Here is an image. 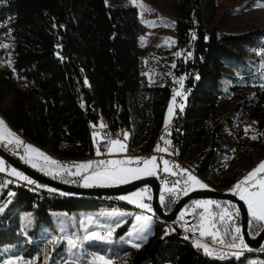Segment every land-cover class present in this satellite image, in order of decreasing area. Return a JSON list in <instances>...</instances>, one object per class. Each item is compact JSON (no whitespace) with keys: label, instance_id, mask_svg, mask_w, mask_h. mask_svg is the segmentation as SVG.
<instances>
[{"label":"trees","instance_id":"16d2710c","mask_svg":"<svg viewBox=\"0 0 264 264\" xmlns=\"http://www.w3.org/2000/svg\"><path fill=\"white\" fill-rule=\"evenodd\" d=\"M172 6L176 15L174 45L156 53L167 55L175 65L174 75H183L187 93L183 108L177 109L171 122L168 139L180 161L194 174L204 176L207 184L215 185L212 178L216 169H223L216 164L224 146L240 152L250 148L244 167H251L255 158L264 155V83L258 72L264 57V28L219 33L209 20L214 0H172ZM0 39L7 40L9 47V67L0 69V119L23 139L44 148L49 156L56 153L62 157L55 159L58 162H70L86 152L92 154L93 137L88 128L103 117L107 125L129 130V145L146 140L153 146L168 102L169 81L150 86L140 81L134 6L111 5L105 0H3ZM180 48L191 56L177 57ZM229 92L231 107L224 112ZM244 117L252 119L260 132L245 147L244 139L238 140L239 133L225 132L235 119ZM241 171L235 167L227 181H233ZM50 177L69 183L56 174ZM12 189L8 199L0 187V252L10 246L15 248L12 253H19L17 246L25 242L19 243V211L30 212L34 223L48 225V213L53 210L69 213L125 207L120 196L103 200L55 190L40 197L37 183L22 182ZM163 197L162 208L168 212L174 200L171 194ZM215 202L212 206L216 209L228 205ZM152 220L154 236L139 249L124 246L118 250L119 254L130 253L120 264H244L248 257L264 259V252L243 249L237 258L233 252L210 246L220 255H208L195 246L190 235L183 236L179 230L161 234L163 223ZM232 221L237 222V216ZM232 221L220 222L214 216L219 237L225 240L221 246L231 240ZM262 225L249 215L251 236ZM125 230L122 225L115 233ZM22 246V257L36 252L30 243ZM4 255L0 254V259Z\"/></svg>","mask_w":264,"mask_h":264},{"label":"rangeland","instance_id":"374dc122","mask_svg":"<svg viewBox=\"0 0 264 264\" xmlns=\"http://www.w3.org/2000/svg\"><path fill=\"white\" fill-rule=\"evenodd\" d=\"M108 4H123L130 5L136 8L137 12V40L140 48L141 56V70H140V81L144 82L146 86L150 85H163L165 81L172 79L176 85L183 83L181 77L183 75H174L173 73V63L169 60L167 55L157 54L156 51L159 48H171L175 42V33L173 30V24L168 22H174L176 15L173 10L172 0H107ZM264 4V0H214V6L211 13H209V20L211 25H215L219 33H235L244 30H252L254 28H264V7L258 5ZM141 5L146 6L142 8ZM150 9V10H148ZM144 21H155V25L145 23ZM141 37H144L141 40ZM171 39H167V38ZM0 69L9 67V47L8 41L0 39ZM7 45V47H4ZM180 55H176L181 59H186L189 52L183 50L182 48L177 49L176 52ZM2 64V65H1ZM258 72L260 80L264 83V57L258 65ZM179 91V87H178ZM228 99L223 102L224 112H226L231 107V93H228ZM176 104V105H175ZM171 105L172 111L169 112V107ZM183 105V100L173 101L169 99L163 112V120L161 130L168 132L171 126V121L173 119L174 107ZM6 126V127H5ZM250 126V128H249ZM249 130L245 132V129ZM227 135H232L234 133H239V139H244V147L248 144L253 136H259V130L256 128L254 121L248 117L237 118L234 121L233 126L225 128ZM9 133H14L15 136ZM126 137V133H124ZM16 137L19 138L23 143L17 145ZM111 140H119L126 146L125 140H120L117 138H110L106 133L98 135L92 138V157L85 158L81 155L80 159H74L70 162L63 161L58 164H51V162L45 161L43 157H40L38 153H34L26 148V145H32L34 148L39 149L44 152V148H39L34 146L32 143L23 139L16 131L9 128L6 124L0 126V145L3 146L9 153L14 154L17 157L18 148H23L25 151V157L23 162L29 167L42 171L46 176H52L56 174L62 177V179H69V183L73 185L82 187H93V186H114L119 184H124L116 180H102L93 177V172L103 171L104 165L93 164L88 169H80L78 175H73L78 170L75 164L81 162H86L88 160L93 161H109V160H127L129 157L140 156L143 158L156 157V160L148 165V168L152 170L153 174L148 175L146 173H139L138 178L152 176L155 177L161 185L162 190L167 191L169 188L175 186L174 192H168L165 195L171 194L174 203L177 199L183 196L185 193L181 189L185 188V181L188 179V172L191 175L197 177L204 184V176L194 174L190 167H188L184 161H175L176 150L170 143L169 139H156L153 146H148L146 143L142 146L135 148L131 154H128V147L126 151H118L119 145H111ZM11 141V142H9ZM157 146L160 149H167V151H157ZM112 147L113 151L109 152L108 148ZM97 148L100 150V154L97 155ZM224 151L218 156L216 167L222 166V170L218 171L216 169L215 174L212 178L215 185L207 184V188H217L222 192H234L233 185L237 181L241 180L249 171L255 168L261 161H264V155L255 158L252 162V166L244 167L242 162L246 160L249 155L250 148L245 149L240 152L237 149H226L223 147ZM151 152V153H148ZM53 159V158H52ZM232 159V160H231ZM55 160V159H53ZM167 160L169 163L164 164ZM0 161H2L0 159ZM31 161V162H29ZM35 163L36 167L32 164ZM155 165V167H153ZM5 171L0 172V185L6 190V196L9 199L12 195V186L19 183L28 184L27 181L12 174V169L10 166L6 165L4 162L2 165ZM127 168H144L145 165L143 161L140 162L132 161L123 165ZM242 170L233 181L228 182L227 178L230 176L234 168ZM167 168L169 171H165ZM183 169H187L188 172H183ZM17 171V170H16ZM66 178H63L65 177ZM258 177L264 176V173H258ZM84 177H89L85 180ZM133 178L129 175L127 177V182L138 179ZM179 181V183H175ZM126 182V183H127ZM88 186H85V185ZM193 189H205L199 185H194L190 181L187 185V192ZM226 190V191H225ZM133 193L139 195L132 196ZM11 194V195H10ZM237 194V193H236ZM128 196L130 200L121 199L125 203L124 210H120L118 207H98L95 209H77L71 212H65L60 210L49 211V224H43V222L38 221L34 223V217L30 212L19 211L18 212V231H19V243L31 244L33 250L36 252L28 257H22L21 250L23 249V244L17 246V251L20 253H12L11 250L15 248L10 246L2 247L0 254H5L0 259V264H103L102 261L96 260L95 257L103 256L105 259L111 260L112 264H120L124 261V258L129 256L130 253H118V250L122 249L124 246H130L135 248L131 243L142 244L145 240L138 239L140 236H147V239L154 236L153 224L154 220L148 222L147 228L141 231V226L145 223L143 220H137V216H149L152 218V211L149 212L145 208L139 207V203L148 204L150 203V192L146 187L137 189L136 191L120 195ZM240 198V196L237 194ZM136 200L137 203H132L131 200ZM211 201V200H208ZM247 208L249 215L248 204L245 200H242ZM174 205V204H173ZM217 207V206H216ZM228 206L222 204L218 209L211 205L207 206V210L204 208H196L193 202L186 208H184L178 219L169 222L170 224L163 223L161 227V234L174 232L175 230L181 231L183 236L190 235L191 238L203 241L210 247H216L217 250L236 252L240 249L228 248L227 246H221L216 243L209 236H201L199 225L201 223L200 213L203 212L204 216L207 218L209 213L217 216ZM171 210V209H170ZM169 210V211H170ZM2 211H0L1 213ZM231 213V211H229ZM183 214V218H181ZM232 214V213H231ZM198 215V216H195ZM154 216V215H153ZM158 220V219H156ZM219 220V218H218ZM161 222L160 220H158ZM119 225L118 227L116 225ZM126 225V230L122 234L115 233L116 229ZM195 225L196 228L193 229L192 226ZM109 228H112L111 232V242L105 241H85L83 238L90 232H97L101 235H108ZM206 230L207 228L206 224ZM131 233V236H129ZM123 238V239H121ZM146 239V240H147ZM219 239V233H218ZM76 241L77 246L72 247L69 241ZM237 243H239L237 241ZM81 244L83 245L81 247ZM220 247L222 249H220ZM99 250H105L101 252ZM111 252V253H110ZM113 252V253H112ZM244 264H264V259L261 257H248L244 261Z\"/></svg>","mask_w":264,"mask_h":264},{"label":"snow or ice","instance_id":"6c2138e0","mask_svg":"<svg viewBox=\"0 0 264 264\" xmlns=\"http://www.w3.org/2000/svg\"><path fill=\"white\" fill-rule=\"evenodd\" d=\"M0 2H3V0H0ZM107 3V0H105ZM260 7H264V4L258 5ZM142 8H146V6L141 5ZM150 10V9H148ZM145 23L155 25V21H144ZM170 24H174L175 22H168ZM144 37H141V40H143ZM167 39H171L170 37ZM193 39H195V34H193ZM4 47H7V45H4ZM176 55H180V53H177ZM191 56V53L188 54ZM175 67V65H173ZM199 77H197L198 79ZM184 78L181 77V80ZM87 82V81H85ZM261 87H264V85H261ZM177 95H180L179 92H177ZM175 100V97H173V101ZM181 109L183 108V105L180 106ZM172 111L171 105L169 107V112ZM0 126H4V121L0 119ZM6 127V126H5ZM101 127H104L103 124H101ZM250 128V126H249ZM249 129L246 128L245 132H247ZM12 136H15L14 133H9ZM94 135H96L94 133ZM252 139H257L256 136L251 137ZM163 139V138H162ZM11 142V141H9ZM23 143L21 140H19L18 137H16V144L19 145ZM111 145H119L118 151H126L127 146L122 143L119 140H111L110 141ZM26 148L34 153H38L40 157H43L45 161L51 162V164H58L59 162L56 160H53L52 157L47 156L45 153L41 152L39 149L34 148L32 145H26ZM157 151H167V149H160L159 146H157ZM109 152L113 151L112 147L108 148ZM100 154L99 148H97V155ZM140 162L141 160L143 161L145 167L144 168H127L123 167V165L127 163H131L132 161ZM156 160V157L153 156L150 159L149 158H143L140 156L136 157H129L127 160H109V161H93V160H88L86 162H81L79 164H75V167L77 168L76 173H72L73 175H78L80 169H88L90 168L93 164H99V165H104L103 171H97L93 172V177L102 179V180H116L121 183H126L127 182V177L129 175L133 176V178H138L139 173H146L148 175H152L153 172L148 168V165L153 163ZM31 162V161H29ZM169 162L167 160L164 161V164L167 165ZM3 164V161H0V165ZM33 167H36V164H32ZM155 167V165H153ZM165 171H169V169L165 168ZM5 169L4 167L0 166V172H4ZM183 172H188L187 169H183ZM258 173H264V161H261L255 168H253L251 171H249L241 180L237 181V183L233 186L232 191H235L239 196L241 200H245L248 204L249 211L251 212L252 215V221L255 222H260L264 224V176L258 177ZM12 174L27 181L28 183L35 184L36 182L34 180H30L29 177L25 176L23 173L16 171L15 169H12ZM85 180L89 179V177H84ZM189 181L194 184V185H199L200 187L207 188L208 185L204 184L201 180H199L197 177L191 175L190 172H188V179L184 182L186 187L181 189V191H184L185 194H187V185ZM179 183V181L175 182ZM85 186H88L87 184ZM2 187V185H0ZM43 187V186H40ZM51 191H55V189H50ZM168 192H174L175 191V186L173 188L167 189ZM11 195V194H10ZM139 194L133 193L132 196H137ZM121 199L124 200H130L131 198L128 196H122L120 197ZM164 197L161 196V201H163ZM132 203H137L136 200H131ZM215 201H201V200H195L193 201V204L195 205L196 208H204L207 210V206L211 204H215ZM139 207L147 209L149 212L152 211V208L148 204L144 203H139ZM219 207V205H217ZM0 211H3L2 208H0ZM201 217V223L199 225V230H200V235L201 236H209L212 238V240L216 243H219L221 245H225V240L223 237H219L218 239V233L219 229L216 227V223L214 222V214L209 213L208 217L206 218L204 216V213H200ZM183 218V214L181 216ZM218 218L220 222H227L232 219V214L227 211V209H224L222 212L218 214ZM136 219L143 220L145 223L141 226V231H143L145 228H147L148 222L152 219L149 216H137ZM206 224L207 228L209 230H206ZM117 227L119 226L118 224L116 225ZM193 229L196 228L195 225L192 226ZM113 231L112 228H109L108 235H101L97 232H90L86 236H84L85 241H105V242H111V232ZM235 233L237 235L232 236L230 242L226 244L228 248H233V249H240V251L233 252L232 255L235 257H239L242 254V250L246 249L248 245L245 243L244 239L239 235L241 232V229L239 227H236L234 229ZM225 234H229V229H225ZM165 235H168L166 232ZM129 236H131V233H129ZM187 238V237H185ZM123 239V238H121ZM138 239L145 240L147 239V236H140ZM239 241V243H237ZM128 243H131L133 247L139 249L141 247L140 243H134L131 240L128 241ZM69 244L74 248L77 246L76 241H69ZM83 245L81 244V247ZM195 246L197 248H203L204 252L208 255H220V253H216L214 249H210L207 244H201L199 241L195 243ZM102 261L103 264H112L111 260L105 259L103 256L100 257H95L94 262Z\"/></svg>","mask_w":264,"mask_h":264},{"label":"water","instance_id":"95a60500","mask_svg":"<svg viewBox=\"0 0 264 264\" xmlns=\"http://www.w3.org/2000/svg\"><path fill=\"white\" fill-rule=\"evenodd\" d=\"M0 159L11 168L23 173L34 180L37 184H46L60 192L68 195H77L84 197H100V196H120L124 195L142 187H146L150 192V203L152 208V215L163 223L173 222L178 219L181 211L188 207L193 201L207 199L211 201H224L231 205L237 214L239 228L241 229L240 235L245 243L251 249H256L264 242V224L257 232L256 235L251 236L249 233V213L244 202L237 196L236 192H222L212 188L193 189L187 194L179 197L172 206L171 210L166 212L162 208L161 196L167 193L162 190L160 182L152 176L138 178L124 184L114 186H93L82 187L73 184H67L53 177L46 176L45 174L29 167L24 162L18 160L13 154L9 153L3 146L0 145ZM201 244H206L203 241L195 239Z\"/></svg>","mask_w":264,"mask_h":264},{"label":"built area","instance_id":"2783aa9c","mask_svg":"<svg viewBox=\"0 0 264 264\" xmlns=\"http://www.w3.org/2000/svg\"><path fill=\"white\" fill-rule=\"evenodd\" d=\"M178 87H179V91H178ZM177 92H179L180 95H177ZM186 93L187 92L183 88V83L180 84V85H176V83L175 82H172V79H170L169 88H168V100L169 99H173V97H175V100H174L175 103L177 101H180V100H183L184 101V99L186 97ZM79 106L82 107L81 105H79ZM177 109H178V106H175L174 107L173 118L176 116ZM101 124H103L104 127H101ZM127 132L129 133V130L125 131L123 129H120L119 127H111V126L107 125L106 122H105V119L103 117H100L99 120L97 121V123L95 125H91L88 128V134L91 137L98 136V135H101L103 133H106L110 138H117V139H120V140H125L126 141V144H127V147H128V152L127 153L128 154H131L132 151H134L135 148H138V147L142 146L143 143L145 144L146 143V140H143L142 142L138 143L137 145H129L128 144V133ZM94 133L96 135H94ZM124 133L127 134L126 137L124 136ZM167 138H168V132L167 131L164 132L160 128V130H159V132L157 134L156 139L164 140V139H167ZM60 147L62 148L63 147V144L60 145ZM17 152H18L17 153L18 156L16 158L18 160H20V161L23 162V159L25 157V151L21 147V148H18V151ZM148 153H151V152H148ZM50 156L53 159H56V160L62 158V157L58 156L56 153H50ZM91 157H92V154H89L88 152L85 153V158H91ZM175 161L179 162L178 158L175 159ZM40 186H43V187H40ZM50 189H54V188H51V187L47 186L46 184H37L36 192H37V194L40 195V197H42V196L45 195V193L50 192L51 191ZM212 189L218 190L217 188H212ZM109 198H111V197L100 196V199H103V200L104 199L105 200H108ZM201 201H208V200L207 199H201ZM227 206L229 208L228 209V212L231 211V213H232V219L230 220V221H232V220H234V218H236L237 214H236L235 209L231 205L228 204ZM151 216H152V218L157 219L155 216H153V215H151ZM165 224H170V223H165ZM236 227H239V222L238 221L237 222L232 221V228H231L232 229V236L237 235L235 233V231H234V229ZM239 235H240V233H239ZM263 244H264V242H263ZM214 247H216V246L214 245ZM220 249H222V248L220 247ZM244 250H249V251H253V252H264V245L263 246H260L259 248H256V249H251L250 247H247Z\"/></svg>","mask_w":264,"mask_h":264}]
</instances>
